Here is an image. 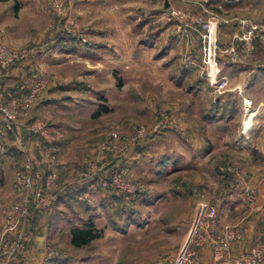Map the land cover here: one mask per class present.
I'll use <instances>...</instances> for the list:
<instances>
[{"label": "rangeland", "instance_id": "374dc122", "mask_svg": "<svg viewBox=\"0 0 264 264\" xmlns=\"http://www.w3.org/2000/svg\"><path fill=\"white\" fill-rule=\"evenodd\" d=\"M20 1L27 10L22 29L32 6L35 23L20 46L0 45L25 48L23 60L36 62L30 86L43 88L26 126L38 120L52 143L61 141L60 155L74 170L57 177L64 194L27 220L24 253L7 262L0 256V264H169L187 242L200 196L215 198L217 217L229 201L259 209L263 53L247 58L245 73L223 65L229 86L217 93L201 77L197 33L186 49L166 17L169 8L180 9L170 0L166 9L163 0ZM241 96L252 100L247 119ZM95 111L102 112L92 117ZM246 188L255 192L252 207ZM9 201L15 199L0 172V232ZM87 220L101 236L71 246L68 230Z\"/></svg>", "mask_w": 264, "mask_h": 264}, {"label": "built area", "instance_id": "2783aa9c", "mask_svg": "<svg viewBox=\"0 0 264 264\" xmlns=\"http://www.w3.org/2000/svg\"><path fill=\"white\" fill-rule=\"evenodd\" d=\"M166 17L175 21L179 29L197 33L200 44L198 65L200 74L210 89L217 93L226 91L229 86L228 78L221 73L219 58L225 56L228 63H234L240 57L250 54L257 41H264V20H239L238 31L231 35L228 46L221 50L217 44L218 19L216 16L204 17L178 8H169ZM28 54L29 51L25 48L8 49L0 45V69L20 62ZM42 88V83L35 82L25 94L8 97L0 82V156L6 152L7 135L14 134L18 121L27 115ZM251 106L252 100L241 96L243 117L246 119L252 114ZM26 131L37 134L48 144L53 141L52 134L38 120L27 125ZM112 137L115 138V135L113 134ZM55 162V153L51 147H48L45 151V164L48 168L45 171L36 169L31 157L24 155L21 168L14 172L10 188L15 201L11 203L5 214L0 232V256L4 262L24 253L28 239L25 233L27 220L33 213H39L51 205L58 177L54 169ZM79 175L78 180L81 182V171ZM112 183L115 185L116 179H113ZM77 198L81 199V196ZM244 201L250 207L256 204L253 189H245ZM216 202L215 198L210 200L203 196L196 200L187 242L179 255L169 264H200L198 250L205 245L211 246L212 258L217 259L221 264H264V247H252L245 252L228 255L231 245L240 242L244 232L237 225H217ZM154 264L167 263L157 261Z\"/></svg>", "mask_w": 264, "mask_h": 264}, {"label": "crops", "instance_id": "0c3cea01", "mask_svg": "<svg viewBox=\"0 0 264 264\" xmlns=\"http://www.w3.org/2000/svg\"><path fill=\"white\" fill-rule=\"evenodd\" d=\"M99 3L101 0H98ZM155 1V0H149ZM166 0H163V2ZM169 1V0H168ZM171 4H175L180 9L188 11L191 14L208 16L214 15L218 19V34L217 44L219 49H224L228 46L231 35L239 29V20L263 21L264 20V0H170ZM101 5V3H100ZM32 6V5H31ZM98 11L105 10L101 6ZM29 11V23L22 29L23 20L27 10L21 8L20 0H1L0 1V42L8 47L20 46L19 37L22 32L31 31L32 23H35L37 18V8L32 6ZM80 12L81 6L78 7ZM179 34L185 40V48H190L191 43L196 41V36L193 31L181 30L175 26ZM182 38V39H183ZM264 54V41H257L254 44L253 51L245 57H240L234 63H228L225 56L219 58L221 66V73L228 74V67L223 65L238 66V73H245V62L247 58L252 55L260 57ZM35 61L32 59H25L21 62L14 63L6 69H0V81L4 87L6 96L14 97L25 94L30 86L32 79L35 76ZM36 65V64H35ZM223 66V67H222ZM32 113L24 119H20L14 128V134L7 135L5 141L6 153L0 158V172H5V178L8 182L9 192L11 194V183L13 174L22 166L24 155H28L36 163H45V151L48 147L53 149L56 155V163L54 169L57 172L58 178L62 176H69L73 172V167L67 163L62 155H60L61 141L48 144L43 141L37 134H30L26 131V124L29 123ZM260 153H263L259 149ZM261 156V155H260ZM61 158V160H59ZM81 169V168H80ZM63 182V181H62ZM77 186V185H76ZM81 187V186H80ZM80 189L79 186L76 187ZM64 187L61 182L57 181L56 189L53 191L54 197L59 198L60 194H64ZM74 189V188H73ZM79 193V192H78ZM55 199V200H56ZM54 200V199H53ZM10 202V201H9ZM53 202V201H52ZM11 202L9 203L10 207ZM259 209L248 211L246 206L243 207L236 201H229L226 203L224 210H220V216L217 217V225L230 224L239 226L244 236L240 242H235L231 245L228 252L229 256H233L240 252H245L252 247H264V201H259ZM242 208V209H241ZM245 209V210H244ZM32 217H38L37 213ZM29 223V222H28ZM27 223V227H28ZM200 255V264H221L217 259H213L211 255V246L205 245L198 250Z\"/></svg>", "mask_w": 264, "mask_h": 264}, {"label": "trees", "instance_id": "16d2710c", "mask_svg": "<svg viewBox=\"0 0 264 264\" xmlns=\"http://www.w3.org/2000/svg\"><path fill=\"white\" fill-rule=\"evenodd\" d=\"M102 112V111H101ZM101 112L95 111L92 117L98 116ZM103 112H106L104 109ZM69 244L73 247H83L101 236V229H96L90 221H86L79 227H72L68 230Z\"/></svg>", "mask_w": 264, "mask_h": 264}, {"label": "water", "instance_id": "95a60500", "mask_svg": "<svg viewBox=\"0 0 264 264\" xmlns=\"http://www.w3.org/2000/svg\"><path fill=\"white\" fill-rule=\"evenodd\" d=\"M167 8V3L164 1L163 3V9H166Z\"/></svg>", "mask_w": 264, "mask_h": 264}]
</instances>
